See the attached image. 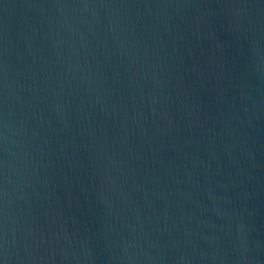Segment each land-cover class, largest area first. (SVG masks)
<instances>
[{
    "label": "water",
    "instance_id": "95a60500",
    "mask_svg": "<svg viewBox=\"0 0 264 264\" xmlns=\"http://www.w3.org/2000/svg\"><path fill=\"white\" fill-rule=\"evenodd\" d=\"M0 264H264V0H0Z\"/></svg>",
    "mask_w": 264,
    "mask_h": 264
}]
</instances>
